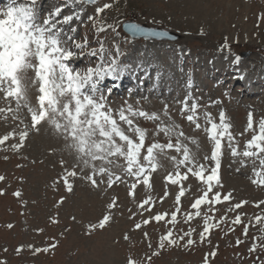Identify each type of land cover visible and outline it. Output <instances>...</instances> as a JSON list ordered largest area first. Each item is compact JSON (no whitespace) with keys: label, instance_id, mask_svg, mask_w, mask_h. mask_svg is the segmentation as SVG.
I'll return each instance as SVG.
<instances>
[{"label":"rangeland","instance_id":"obj_1","mask_svg":"<svg viewBox=\"0 0 264 264\" xmlns=\"http://www.w3.org/2000/svg\"><path fill=\"white\" fill-rule=\"evenodd\" d=\"M103 3H111L113 7L100 16L109 23L118 19L119 35H114L110 29L98 33L89 21V16L95 15V8ZM40 4V12L47 13L55 4L62 7L64 14L73 15V21L65 27L76 29L73 35L77 40L86 38L92 47H98L97 40L107 41L106 47L112 51L118 44L121 49L118 59L128 66L126 71L138 62H144L148 68H157L153 70L161 75L158 83L161 92L165 91L164 96H155L156 91L139 96L121 93L110 103L117 108L125 101L134 106L139 102L140 108L159 113L162 119H166L162 113L167 103L172 121L187 137L200 143L203 148L200 157L209 153L211 142L203 128L197 130L187 121L188 113L182 115V106L177 103L184 100L179 91L185 89L188 79H193L196 85L191 89L194 95L189 90V103L193 99L199 102L202 111L198 113L211 105L206 110L217 122L219 111H225L241 150L251 137V133L245 131L248 114H253L254 124L264 118V20L260 19L264 15V0H99L97 5L79 4L74 0H41ZM79 12L81 14L77 15ZM76 18L79 20L75 21ZM126 19L170 30L178 38L164 42L132 39L121 30V23ZM225 39L228 48L223 47ZM237 57L239 63H236ZM97 60L98 57H81L79 64L85 67L90 63L94 65ZM137 66L139 70L146 67ZM240 69L243 74H250L253 82L257 77L258 84L247 79L243 84L236 79ZM216 71L222 75H217ZM225 72L228 73L225 75ZM11 106L15 108L14 101ZM0 107H7L3 94ZM20 117L24 119L23 124L19 119L12 120L10 113L0 115V136L17 127L23 129L28 123L26 110L21 111ZM199 122L204 123L203 119ZM138 124L148 130L151 142L156 123L141 119ZM49 130L45 126L39 134L32 133L19 151L10 147L18 138H10L0 145V176L5 177L0 181L3 192L0 195V261L6 264H127L131 258L148 264L147 257L152 252L148 245L151 243L152 249L160 253L152 257L151 264H203L209 252L216 254L208 264H264V251L259 248L256 252L249 251L254 243L264 242V233L260 231L264 225L254 221V216L261 211L254 204L264 199V186L252 183L256 177L249 161L241 165L230 158L229 153L222 157L220 173L224 191L233 192L236 201H248L240 210L243 223L235 225L231 220L236 213H229L226 222H221L227 202L224 205H202L201 215H195L201 210L191 207L198 198L194 188L199 182L190 174L188 181L184 182L185 195L176 204L180 186L170 187V181L161 177L174 167L167 159V164L160 162L163 166L149 178L151 187L137 182V187L132 189L133 178L125 176L123 182L112 188L106 184L94 188L78 175L70 178L74 190L68 192L62 182L64 172L60 160L63 158L65 167L70 168L74 158L64 150V141L55 138L47 132ZM46 132L50 135L48 138ZM155 139L165 142L166 137L160 133ZM185 143L196 152V145L190 140ZM53 148L56 151L50 153ZM169 155L180 158L175 151ZM114 171L119 174V169ZM17 191L21 193L19 197L14 195ZM113 198H116L117 206L109 210L107 205ZM145 199H149V203L140 207ZM210 207L215 211H209ZM177 209V223L173 225L171 213ZM109 212L112 221L104 229L89 233L88 225L97 223ZM160 213H166L165 220L157 222L153 216ZM204 213L214 217L213 222L219 225L211 229L206 242L200 243L199 237L193 233L198 243L190 248L166 247L161 250L156 247L165 230H171L174 236L193 228L202 231ZM144 219L150 222L144 225ZM136 223H141L142 228L136 229ZM9 224L13 227L9 228ZM245 226L248 227L247 235L243 234ZM144 233L148 234L147 238ZM125 234L130 239H123ZM52 244L56 247L52 248ZM17 248L22 250L17 253ZM33 248H48V251L33 252Z\"/></svg>","mask_w":264,"mask_h":264},{"label":"snow or ice","instance_id":"obj_2","mask_svg":"<svg viewBox=\"0 0 264 264\" xmlns=\"http://www.w3.org/2000/svg\"><path fill=\"white\" fill-rule=\"evenodd\" d=\"M79 4L97 5L98 0H75ZM41 0H10L6 7H0V93L7 107H0V115L10 113L12 120L24 119L20 117L22 110L28 114V123L23 129H14L0 136V145H4L10 138H18L16 143L10 147L19 151L30 138L32 133L39 134L47 126L52 135L64 141V150L74 158L70 168L65 167L66 161L60 160L64 175L62 182L68 192L74 190L70 178L79 177L85 179L94 188L100 184H106L112 188L114 184L123 182L124 177L133 178L131 188L137 187V182L151 187L150 177L157 171L162 159L170 160L174 167L166 176L170 181V187L179 185V195L175 197V203L179 204L181 197L185 195L184 182L188 181L189 174L199 183L195 185L194 191L198 198L191 204L193 209H201L202 205L214 206L217 204L227 207L221 214V222H226L229 213H236L232 224L243 223L240 210L248 203L246 200L236 201L231 191H224L221 177L222 157L225 153L237 163L244 165L249 161L252 165L253 184L264 186V118L254 124L253 114L247 117L246 132L251 133L240 149L239 142L231 130L232 125L228 122L226 113L220 110L218 122L213 115L205 110L198 113L201 105L196 99L191 103L187 97L182 101L181 114L188 113L186 119L195 125L197 130L203 128L207 139L211 142L210 155L205 152L203 157L199 153L203 151L200 143L195 138H189L169 116V106L164 105L163 117L156 112H149L139 107V102L134 106L125 101L123 106L114 108L110 103L112 88L101 87L105 78H118L127 70V65L121 63L118 57L121 55L120 46L117 44L115 51L106 47L107 41L97 40L98 47H92L86 38L77 40L73 33L76 29L69 26L74 17L64 14L62 7L53 4L47 13L42 14L39 9ZM111 3H103L95 8V15L89 16L98 33H106L111 30L114 35H119L118 19L111 23L101 18L100 14L106 9H111ZM264 20V15L260 17ZM129 29L133 34L141 33L151 36H166L167 33H158L152 29L141 28L139 24H130ZM203 34V30H201ZM229 47L227 39L223 45ZM81 57H98L97 62L92 65L77 68L74 61ZM239 63V58H236ZM244 79L243 76L240 77ZM33 89H36L33 95ZM15 102L13 108L12 102ZM219 103V102H217ZM5 118H7L5 116ZM156 123L152 141L149 142L148 130L139 126V120ZM203 119L204 123L199 121ZM163 133L165 142L155 139L156 135ZM196 145L194 153L185 141ZM174 141V142H173ZM54 153L56 149H50ZM175 151L180 155L170 156ZM7 159V157H5ZM122 161V162H121ZM258 162V163H257ZM119 169V174L114 171ZM239 170V169H238ZM5 180L0 176V181ZM3 192L0 190V195ZM19 197V191L14 193ZM129 195H132L129 192ZM62 197L59 203H63ZM233 201H236L233 203ZM149 203L145 199L140 207ZM117 206L116 198L107 205L109 210ZM260 209V214L254 216L256 224L264 225V199L254 204ZM176 212L171 213V223H177ZM209 211L215 209L210 207ZM202 209L195 213L200 216ZM166 213L154 214L153 219L157 222L165 220ZM191 218V213H189ZM75 220V217H72ZM113 219L109 212L102 216L97 223L89 224L88 231L104 229ZM214 217L210 218L208 213L203 214V230L197 231L193 228L184 231L183 234L174 236L171 230H165V234L159 237L157 248L185 247L190 248L198 243L193 238V233L199 237V242L204 243L212 228L219 227L215 224ZM150 221L143 220L147 225ZM252 221L249 220V223ZM9 228L13 227L11 224ZM136 229H141V223L135 224ZM260 231L264 233V228ZM244 235L248 234V227L244 228ZM147 238V233H144ZM123 239L130 237L125 234ZM259 239V238H257ZM240 241L237 240V244ZM55 248L56 245H50ZM31 247V246H30ZM151 256L147 257L151 264L152 257L160 253L152 249ZM264 251V242L253 244L249 249L256 252L257 249ZM22 249L17 248L19 253ZM48 251V248H33V252ZM7 251V249H5ZM215 252H209L204 258L203 264H208L209 259ZM0 264H6L0 261ZM127 264H142L141 261L129 258Z\"/></svg>","mask_w":264,"mask_h":264},{"label":"water","instance_id":"obj_3","mask_svg":"<svg viewBox=\"0 0 264 264\" xmlns=\"http://www.w3.org/2000/svg\"><path fill=\"white\" fill-rule=\"evenodd\" d=\"M130 24H133V23L126 22V23L123 25V29H124L125 32H127V33L133 35L134 37H135V36H136V37L143 36V37H148V38H170V39L175 38L172 34L166 32V31L160 30V29H156V28H155V29H152V30H154V31H156V32H158V33H164V32H166L167 35H166V36H151V35H147L146 33H145V34H141V33L133 34V33L130 31V29H129V25H130ZM140 27H141V28H144V29H151V28H149V27H147V26H145V25H142V26L140 25Z\"/></svg>","mask_w":264,"mask_h":264},{"label":"bare ground","instance_id":"obj_4","mask_svg":"<svg viewBox=\"0 0 264 264\" xmlns=\"http://www.w3.org/2000/svg\"><path fill=\"white\" fill-rule=\"evenodd\" d=\"M153 43H156V42H153ZM159 43V42H158ZM159 44H161V43H159ZM166 44V43H165ZM141 70H138V73L140 72ZM140 74H143V71L140 73ZM50 132V131H49ZM46 135H48V134H46ZM50 135H48V136H46V138H48ZM52 139V138H51Z\"/></svg>","mask_w":264,"mask_h":264}]
</instances>
